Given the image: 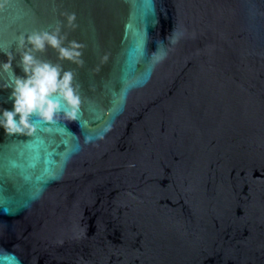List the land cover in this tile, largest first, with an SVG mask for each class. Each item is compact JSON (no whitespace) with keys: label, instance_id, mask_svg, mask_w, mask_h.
Listing matches in <instances>:
<instances>
[{"label":"water","instance_id":"1","mask_svg":"<svg viewBox=\"0 0 264 264\" xmlns=\"http://www.w3.org/2000/svg\"><path fill=\"white\" fill-rule=\"evenodd\" d=\"M0 5V115L20 37L82 46L32 52L75 116L54 96L53 122L0 128V264H264V0Z\"/></svg>","mask_w":264,"mask_h":264},{"label":"clouds","instance_id":"2","mask_svg":"<svg viewBox=\"0 0 264 264\" xmlns=\"http://www.w3.org/2000/svg\"><path fill=\"white\" fill-rule=\"evenodd\" d=\"M2 7V5H0ZM70 27H74L75 15L67 17ZM57 28L54 34L37 32L29 35L27 41L20 37L19 46L23 48L25 43L30 47L22 53L21 70L23 77H16L15 88L12 93L13 107L4 109L0 115V128L5 134H31L34 131L31 120L39 117L46 122H53L54 116L60 110L61 104L54 102L52 97L59 96L73 111L69 118L75 116V110L79 108L80 99L73 87V74L63 72L59 65L38 61L32 52L45 51L48 46L58 50L61 59L82 63V46L75 41L69 47H63V38ZM4 71H13L11 63H5Z\"/></svg>","mask_w":264,"mask_h":264},{"label":"snow or ice","instance_id":"3","mask_svg":"<svg viewBox=\"0 0 264 264\" xmlns=\"http://www.w3.org/2000/svg\"><path fill=\"white\" fill-rule=\"evenodd\" d=\"M9 95H12V93H9Z\"/></svg>","mask_w":264,"mask_h":264}]
</instances>
